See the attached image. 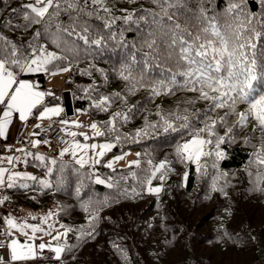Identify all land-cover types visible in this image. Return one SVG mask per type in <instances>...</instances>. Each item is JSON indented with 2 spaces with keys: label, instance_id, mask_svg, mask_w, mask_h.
<instances>
[{
  "label": "trees",
  "instance_id": "trees-1",
  "mask_svg": "<svg viewBox=\"0 0 264 264\" xmlns=\"http://www.w3.org/2000/svg\"><path fill=\"white\" fill-rule=\"evenodd\" d=\"M108 1L110 12L103 11L106 6L89 5L88 10L96 13L89 18V23L95 30L94 35L107 38L112 32L117 35L116 41L108 40L97 49L77 40V55L57 48L44 38L37 43L49 46L52 49L49 52L68 57L67 61L57 64L71 66V71L66 72L65 85L71 90L74 107L96 121L106 132L105 137L114 141L116 146L112 152L139 149L140 164L113 170L101 160L92 171L60 155L29 150L33 155L21 156L18 168L35 172L31 176L38 180H51L53 187L47 189L36 181H27L28 188L3 187V198L6 196L7 201L18 207L48 208L55 213L58 222L73 230L64 241L68 250L62 254V264H264V191L259 190L264 185H259L257 180V174L264 173V167L254 163L253 157L264 143V131L257 128L254 121L242 129L234 127L237 116L229 114L223 126L215 129L217 137L225 136L219 145L223 158H203L201 163L207 166L201 171H197L192 162H182L176 147L188 140L191 133L181 128L185 121L177 117L187 116L192 129L201 128L209 101L183 89H177L174 94L153 96L151 89L142 87L138 80L122 79L118 69L133 53L138 62L134 75L144 71L145 82L163 78L167 75L163 69L175 70V66L165 60L166 37L157 35L159 62L143 69V54L150 50L143 46L142 37L148 39L147 33L157 31L149 13L161 11L153 0ZM29 2L31 0H0V33L18 44L34 41L33 34L39 26L24 30L5 26V22L23 24L21 5ZM203 2L189 0L190 7ZM229 2L206 0L209 14L220 15ZM242 7L264 16V0H244ZM130 13L134 19H146H139V23L116 19L111 29L103 27L106 19ZM60 20L67 23L65 14ZM180 22L184 23L183 17ZM121 32L126 41L123 46L119 43ZM38 75L43 84L45 73ZM105 96L111 99L106 105L107 111L95 108L93 102ZM56 100L54 96H47L45 103ZM246 109V104L237 107L238 112ZM227 111L217 109L208 112V116L215 120ZM117 112L126 114L127 119L116 117L115 130L108 131L107 122ZM165 121L177 131L171 128L165 131L168 127ZM229 128L233 131L226 136ZM117 136L119 141L115 139ZM208 146L216 150L214 145ZM37 154H43L48 165L51 159L58 161L52 166L51 176L46 166L36 160ZM165 161L168 162L166 168L161 170L165 179H159L161 172L151 177L150 172ZM95 175L107 182L97 183ZM149 179L151 184H160V193L147 191ZM109 183L114 186L108 187ZM82 231L91 235L81 237Z\"/></svg>",
  "mask_w": 264,
  "mask_h": 264
},
{
  "label": "snow or ice",
  "instance_id": "snow-or-ice-1",
  "mask_svg": "<svg viewBox=\"0 0 264 264\" xmlns=\"http://www.w3.org/2000/svg\"><path fill=\"white\" fill-rule=\"evenodd\" d=\"M105 0H31L29 3L21 5L23 24H11V20L5 22V26L27 30L34 25L39 27L34 32V41L27 45L18 44L9 40L0 33V138H6L9 126L14 117L18 114L20 121L26 122L40 106H44L45 98L53 96L51 91H41L39 86L30 80L21 79L22 74L45 73L52 76L71 71V66L59 67L58 61H67V56H62L56 52H49L47 46L37 43L41 38L47 39L57 48L77 55L79 45L77 40L82 41L85 46H95L97 49L106 45L108 40L116 41L117 35L109 32L106 38L103 35L93 34L95 30L89 23V18L95 15V11H89V5H99L103 7ZM244 0H230L226 10L220 15L209 14L206 0L190 7L189 0H153L161 11L159 13L150 12L151 23L157 28L156 32L147 33L148 39L142 37L143 46L150 51L144 53L143 69L146 70L151 63H158L159 46L157 35L166 37V61H171L175 66L166 68L163 71L167 75L160 79L148 80L145 82L144 71H136L137 59L133 53L126 63L118 69L120 77L124 80H138L142 87L151 89L152 95L174 94L177 89L196 92L201 100L209 101L208 111L203 114L204 126L192 129L189 117H177L183 119L185 123L181 128L189 130L191 138L182 144L177 145L176 154L182 162H192L197 166V171L206 168L202 164L203 158L215 157L222 159L224 154L219 151V145L224 142L225 136H218L216 127L223 126L226 116L235 114L237 116L234 127L241 129L249 122H255L260 130L264 131V16L248 12L242 7ZM13 9V12H16ZM104 12L110 9L103 7ZM65 14L67 23L60 20V16ZM183 17L184 23L180 22ZM99 18V17H98ZM116 19H122L125 23H139L141 17L134 19L133 14H128L120 18H108L103 27L111 29ZM119 43L123 46L126 41L123 33H120ZM135 49V45L132 46ZM153 53L156 55L154 56ZM102 71V70H101ZM178 77L180 79H178ZM117 98H119L117 94ZM94 107L107 111L106 105L111 103L110 97H102L99 101H94ZM240 104H246V111H237ZM217 109H227L224 116L218 119H211L208 112ZM63 111L60 107L44 106L37 117L40 120L51 119L58 116ZM116 117L127 119L126 114L115 113L107 122L110 125L108 131L115 130ZM199 119V117H196ZM210 121V122H208ZM62 124L67 125L69 121L62 120ZM78 124L76 121H72ZM168 124L167 121H165ZM79 126V125H78ZM36 127H40L39 124ZM93 130L94 136H105L106 132L101 131L98 124L92 123L89 126ZM171 128L177 129L168 124L165 131ZM233 128H229L225 135L232 133ZM37 135V133H32ZM68 135L76 137L78 133L68 132ZM85 139H89L87 133H79ZM139 135V133H138ZM119 141V137H115ZM33 147L41 143H50L47 140H35ZM207 145H214L215 151L206 150ZM116 145L113 143L103 144H81L73 140L69 147L63 148L59 155L63 157L70 153L77 157V150L83 155L76 159V164L81 168L85 165L94 166L100 163V158L104 157ZM97 149H99L97 151ZM94 152L93 156H88L89 151ZM17 151H24L18 149ZM27 155H33L27 153ZM126 155V154H125ZM139 156L140 154L137 153ZM87 156V158H85ZM254 163L264 167V143L253 153ZM36 160L46 166L47 174L52 175L53 167L58 164L56 159L50 160V165L46 163L47 158L43 154H37ZM124 157L116 156L113 161L107 163V167L114 169V162L120 161ZM4 160L8 164H14L20 157H0V163ZM27 162V161H25ZM149 163H151L149 161ZM167 161L161 162L150 172L151 177H155L157 172L166 168ZM139 160H133L131 165H139ZM213 167L216 165L213 164ZM63 171V165L60 168ZM79 171V170H77ZM187 173H185V178ZM96 182L104 184L106 181L96 176ZM160 180L165 179V173L161 172ZM259 185H264V173L257 174ZM26 181H36L43 188L51 189L53 184L49 179H39L27 173L12 171L7 167L0 166V187L13 188L16 186L28 188ZM112 183L108 187H113ZM215 190V188H214ZM222 191V189H220ZM259 190L264 191V187ZM80 189L77 188V193ZM147 191L149 193H160L162 187H151V180L148 181ZM7 200L5 196L0 199V204ZM87 210V209H86ZM55 213H49L44 219L47 227L40 224H31L27 220L19 221L15 217L9 216L6 221V229L0 231V249L8 253L7 264H31L36 261L44 249L48 248L55 253L59 260L62 254L68 250V246L52 247L51 244L41 242L36 243L39 238L37 233L51 235L48 224L49 218ZM36 219V217H32ZM95 219V217H92ZM64 232H57L52 237L59 240L66 237L68 232L73 231L64 225ZM17 232L20 235H17ZM81 237L91 235V233H80ZM23 237V239L21 238ZM0 264H6L5 257L0 255Z\"/></svg>",
  "mask_w": 264,
  "mask_h": 264
},
{
  "label": "crops",
  "instance_id": "crops-1",
  "mask_svg": "<svg viewBox=\"0 0 264 264\" xmlns=\"http://www.w3.org/2000/svg\"><path fill=\"white\" fill-rule=\"evenodd\" d=\"M64 73L66 76V72ZM40 76L41 75H38V73H36L34 76H29V77L21 76V79H26L35 82L39 86V90L41 91L53 92L54 93L53 96L56 97L57 100L51 101L49 103H45L44 106L60 107L63 109V111L58 116L51 117V119L40 120L37 117L39 116L40 111H42L44 107V106H40L36 110H34V114L31 117H29V119L26 122L20 121L18 119V114H17L14 117L12 124L9 126L6 138H0V142H2L5 145V150L0 152V157H8V156L20 157L21 160V156L26 157L29 150L45 151L48 144L41 143L39 146L33 147L32 142L35 140H41V141L46 140V129L51 123L59 124L62 132L67 137L66 147L70 146V140H69L70 135H68V132H71V130L70 128L68 129L64 124L61 123V121L63 120L62 114L64 113L65 115H67L63 103V92L68 88L65 85V87H63L64 88L63 91H57V88H59L61 85L59 83L54 82L53 76H51L50 74H45V81L43 84L40 80ZM2 107L3 106H0V109H2ZM75 109L76 108L74 107V111ZM37 124H39L40 127H36ZM32 133H37V135H32ZM18 149H23L24 151H17ZM63 157L68 158L69 160L73 158V156L70 153H66ZM19 161L10 165L7 163L6 160H4L2 163H0V166L7 167L12 171L18 170L17 172H21L20 169H17L18 168L17 164L19 163ZM49 213H53V212L48 208L31 209L28 207H18L13 203H11L10 201L5 200L3 204H0V231H4L6 229L5 221L9 216L15 217L19 221L27 220L28 223L40 224L42 227H47V225L44 224L43 218ZM32 217H36V219H32ZM54 223H58V221L55 218V216L52 215L48 220V224L52 225V228L49 229L51 235L45 233H37V236L39 237L36 240L37 244L41 242H45L51 244L53 248L56 246H64V241L66 237H61L59 240L52 239V237L56 235L57 232H61V233L64 232L63 230L60 231L59 227L57 228L56 226H54ZM17 235L20 234L17 232ZM0 238L6 239V237H0ZM21 238L23 239L22 236ZM0 255H3L5 257V261L7 264L8 253L4 249H0ZM31 264H62V260L61 258L57 260L55 257V253L50 249L46 248L43 250L42 255L36 261L31 262Z\"/></svg>",
  "mask_w": 264,
  "mask_h": 264
},
{
  "label": "rangeland",
  "instance_id": "rangeland-1",
  "mask_svg": "<svg viewBox=\"0 0 264 264\" xmlns=\"http://www.w3.org/2000/svg\"><path fill=\"white\" fill-rule=\"evenodd\" d=\"M103 6L110 7L111 4H110V2L108 0H105ZM47 50H52V49L49 46H47ZM53 78H54V82L59 83L61 85L59 88H57V91H63L64 90L63 87H65V73H60L58 75H55V76H53ZM62 119L69 121V124H67L65 126L68 129L70 128L71 132L78 133V135L76 137L69 136L70 144L72 143L73 140L79 141L81 144H92V143H96V144L100 145V144H103V143H106V142L107 143H113L114 144V141L113 140H111V139H109V138H107L105 136H103V137L94 136L93 135V130L89 126L92 123H96V124H98V123L96 121L88 118L87 114L85 112L79 110V109H75L74 114L73 115H70V116H67V115H65L63 113L62 114ZM72 121H76V122H78V124H74V123H72ZM100 128H101V131H103V129H102L101 126H100ZM79 133H87L89 139H85L84 136L79 135ZM209 149H210V147L207 145L206 146V150H209ZM98 150L99 149H97V151ZM137 153L140 154L139 149H137V148H129L126 151L121 152V153L112 152V149H111L110 151H108L106 153V155L104 157L100 158V161L103 160L104 163L107 165V163L109 161H113L114 160V157H116V156H123L124 158L122 160L115 161L114 162V168L115 167L127 166L133 160H139L140 161V155L138 156ZM80 155H83V153H81L79 150H77V157H73L71 160L76 161V159L79 158ZM93 155H94V152H92L90 150L88 152V156H93ZM85 158H87V156ZM98 165L99 164H96L94 166H90V165H85V166L88 167V168H90L92 171H95L98 168ZM17 169H19V168H17ZM21 173H27V174H30L31 175V173L34 174L35 172H32V171H30V170L27 169L25 171H22L21 170ZM96 176H98V175H95V178H96ZM99 178L102 179V180H105L107 182L106 179H104V178H102L100 176H99ZM151 187H153V188L160 187V184H154L153 183V184H151ZM61 225H64V224L61 223V222L54 223V226H56L57 228L59 227L60 228L59 229L60 231L61 230L65 231V228L64 227H61ZM56 230H58V229H56Z\"/></svg>",
  "mask_w": 264,
  "mask_h": 264
},
{
  "label": "built area",
  "instance_id": "built-area-1",
  "mask_svg": "<svg viewBox=\"0 0 264 264\" xmlns=\"http://www.w3.org/2000/svg\"><path fill=\"white\" fill-rule=\"evenodd\" d=\"M46 140L49 141L45 152L59 156V152L66 147L67 137L62 132L59 124L51 123L46 129ZM5 150V145L0 142V152ZM0 199H3V188L0 187Z\"/></svg>",
  "mask_w": 264,
  "mask_h": 264
},
{
  "label": "water",
  "instance_id": "water-1",
  "mask_svg": "<svg viewBox=\"0 0 264 264\" xmlns=\"http://www.w3.org/2000/svg\"><path fill=\"white\" fill-rule=\"evenodd\" d=\"M63 103L67 115H72L74 112V103L72 99V93L70 89H66L63 92Z\"/></svg>",
  "mask_w": 264,
  "mask_h": 264
}]
</instances>
